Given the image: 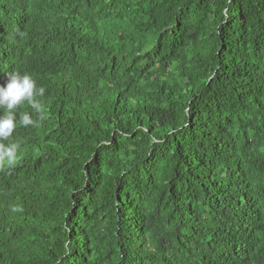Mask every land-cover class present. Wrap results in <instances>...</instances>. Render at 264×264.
Segmentation results:
<instances>
[{"label":"trees","instance_id":"1","mask_svg":"<svg viewBox=\"0 0 264 264\" xmlns=\"http://www.w3.org/2000/svg\"><path fill=\"white\" fill-rule=\"evenodd\" d=\"M12 71L0 264H264V0H0Z\"/></svg>","mask_w":264,"mask_h":264},{"label":"clouds","instance_id":"2","mask_svg":"<svg viewBox=\"0 0 264 264\" xmlns=\"http://www.w3.org/2000/svg\"><path fill=\"white\" fill-rule=\"evenodd\" d=\"M45 88L37 86L35 79L28 73H20L16 71L7 73L6 83L0 85V167L7 165L13 167L17 164V151L20 147L18 142H9V137L17 127L15 110L25 101L39 114L38 119H43L42 105L36 97H43ZM21 126H35L37 121L25 112L18 122ZM14 211L19 209L14 208Z\"/></svg>","mask_w":264,"mask_h":264}]
</instances>
